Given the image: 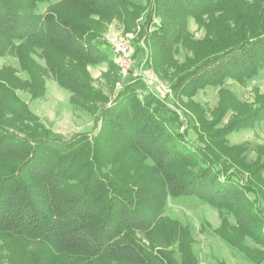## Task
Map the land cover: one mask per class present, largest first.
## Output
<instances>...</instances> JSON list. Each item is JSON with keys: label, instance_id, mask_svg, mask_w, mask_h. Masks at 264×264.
Returning a JSON list of instances; mask_svg holds the SVG:
<instances>
[{"label": "trees", "instance_id": "trees-1", "mask_svg": "<svg viewBox=\"0 0 264 264\" xmlns=\"http://www.w3.org/2000/svg\"><path fill=\"white\" fill-rule=\"evenodd\" d=\"M61 1L37 13L40 3L52 0H0V57L15 52L30 75L24 84L11 68L0 70V237L15 242L37 239L61 254L87 258L89 264H177L170 251L160 260L153 259L137 236L152 233L166 244L177 241L185 263L195 264L190 231L178 220H167L157 188L140 180L143 184L127 185L135 168L125 166L133 158L127 162L122 158L133 153L162 172L174 198L193 197L232 213L241 232L264 246V187L260 188L264 147L255 160H247L246 145L226 141L231 133L264 121V101L257 100L256 108L214 130L216 150L194 142L188 130L175 127L176 122L184 123L180 114L150 90L144 77L130 76L113 100L90 85L88 64L107 62L117 70L121 66L99 44L93 17L125 16L140 4ZM253 1L153 0L148 19L154 26L146 31V41L161 47L160 53L167 58L159 59L160 53L153 48V64L149 57L148 67L166 70V63L172 62L171 89L190 97L228 77L241 82L256 77L264 69V0ZM154 13L159 22L152 18ZM191 17L206 27V50L195 64H182L171 58L179 45H186L184 31ZM219 20L226 32L214 30L213 22ZM36 51L45 56L56 80L73 94L74 106L88 110L89 103L106 102L99 107L95 132H77L70 139L52 136L19 95L18 88L26 84L33 98L45 92L43 73L31 57ZM226 99L222 96L216 120L206 123V128L225 119L230 109ZM235 167L250 169L258 184L242 181ZM150 172L147 168L142 175ZM220 233L235 246L226 233ZM247 253L256 264H264V249L259 257ZM32 264L49 263L44 254H36Z\"/></svg>", "mask_w": 264, "mask_h": 264}, {"label": "rangeland", "instance_id": "rangeland-1", "mask_svg": "<svg viewBox=\"0 0 264 264\" xmlns=\"http://www.w3.org/2000/svg\"><path fill=\"white\" fill-rule=\"evenodd\" d=\"M132 1L140 4V6L138 8L131 7L132 11L128 15L121 17L116 15H105L103 18H99L98 16L93 17L95 20L94 28L98 32L97 40L101 47L104 48L102 43H105L106 48L112 49L110 51L112 52L111 58L119 64L122 56L115 49V44L117 38L121 37L127 41L130 48L128 55L130 64L127 67L128 71L126 75L123 73L122 63H120L121 66L118 70L113 67L111 68L107 62H102L98 65L88 64L86 69L89 74L91 87L97 91L106 93L113 100L117 91L123 87V83L130 76L140 75L144 77L150 90L159 94L168 105L175 108L180 114L184 123L180 125L176 122L174 123L175 127L179 130H188V136L194 142L199 141L203 144H210L209 146L216 150L217 138H212L214 130L222 127L230 119L238 118L249 110L256 108L259 105L257 100L264 101V69L256 77L249 78L245 82H241L234 77H228L222 84L200 88L191 96L196 105L192 106L190 96L176 95L174 90L171 89L173 79L171 75L175 70L172 62L166 63V70L161 68L154 70V67H148L147 61L154 46L149 42L147 44L146 31L151 32L154 26V24H149L148 19L150 11L154 8L153 0ZM245 1H248V4L254 3L253 0ZM59 2L62 1L52 0L51 3H40L37 13H43L52 4ZM152 18L156 22L161 20L156 13L152 15ZM204 20L207 21L206 16H204ZM213 23L214 30H216L215 28H219L220 31H225L220 20ZM252 23L254 27L255 23ZM204 24L209 23L204 22ZM184 32L187 36L186 45H179L180 50L171 59L179 61L182 64H195L199 61V56L206 50L203 41L207 34L206 27L204 25L200 26L196 18L191 17ZM188 38L190 39L188 40ZM154 50L157 54L162 51L161 47L157 44ZM31 57L36 66H39L38 69L43 73L45 92L40 98H33L30 88L26 84V88H18V93L29 103L30 108L39 115L41 122L47 126L50 134L70 139L77 132L87 131L90 134L95 132V118L98 117L100 108L106 102L96 101L89 103L87 104L88 110L77 108L73 105V94L56 80L49 70V65L46 64L45 56L40 51H36L31 54ZM166 58V54L160 53L159 59L165 61ZM4 67L11 68L16 74L15 76L24 84L26 81H29L30 75L27 70H24L20 66V59L15 52L9 51L0 57V70ZM222 96L227 98L225 101L228 103V106L230 105V109L224 115L225 119L216 121L215 124H212L211 128H206L204 126L206 123L215 122V114L222 104ZM78 100L80 103L83 102L82 99ZM226 141L229 145H239V142H242L247 148L245 150L247 160H255L262 147H264V121H259V123L245 127L238 130V132H233L226 138ZM232 141L236 143H232ZM120 150L124 151L126 148L120 147ZM130 158H133V160L125 164V166L128 169L135 168V170L132 171L133 175L127 178V185L132 182H136L137 184H143L142 182H144L153 185L155 189L157 188L156 192L159 196H162V201L166 206L164 214L167 220H178L182 228L189 229L191 234L190 244L192 245L190 247L195 253V264H256L248 258L246 252L251 256L259 257L260 253L263 252L264 246L254 241L251 236L241 232L237 226V220L232 213L222 211L220 208H216L207 202L199 201L193 197L174 198L170 192L171 188L163 183L165 178L161 171L158 173L148 160L142 163L140 156L136 158V155L133 153L126 155L122 160L127 162ZM228 160L230 163H234L233 160ZM147 168H151L152 172L145 174V176L142 175ZM235 169H237L238 175H240L241 180L245 183L247 179H251L258 184L257 179L249 174L250 169H245V167L241 168V171L238 167H235ZM262 174L263 180H261L262 185L260 188L264 187V172ZM138 180L142 182H138ZM220 232L226 233L232 239V243L235 246L232 247L228 244ZM137 236L148 247L153 259L160 260L164 252L168 253L170 251L174 253L173 258L177 264H188L185 263L186 256L184 253H181L177 241L172 245L166 244L165 241L161 242L160 238L152 235V233L144 235L138 232ZM36 254H44V260L49 264H89L87 258L61 254L54 251L48 243L37 239L21 238L15 242L9 240L8 237H0V264H32V259ZM90 264L97 263L92 262ZM156 264L161 263L157 261Z\"/></svg>", "mask_w": 264, "mask_h": 264}, {"label": "built area", "instance_id": "built-area-1", "mask_svg": "<svg viewBox=\"0 0 264 264\" xmlns=\"http://www.w3.org/2000/svg\"><path fill=\"white\" fill-rule=\"evenodd\" d=\"M115 49L121 54L120 63H122L123 66V73L126 75L129 67V59L128 55L130 52V48L128 46L127 41L122 39L121 37L117 38Z\"/></svg>", "mask_w": 264, "mask_h": 264}, {"label": "crops", "instance_id": "crops-1", "mask_svg": "<svg viewBox=\"0 0 264 264\" xmlns=\"http://www.w3.org/2000/svg\"><path fill=\"white\" fill-rule=\"evenodd\" d=\"M103 44V46H104V48L103 49H105L108 53H110V55H111V53L112 52H110V51H112V49H108V47L106 48V46H105V43H102ZM112 57V56H111ZM39 116V115H38ZM236 132V131H235ZM238 132V131H237ZM232 134V133H231ZM64 139V138H63ZM232 143H236V142H233L232 141ZM240 144H242V142H239Z\"/></svg>", "mask_w": 264, "mask_h": 264}]
</instances>
